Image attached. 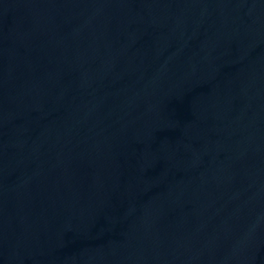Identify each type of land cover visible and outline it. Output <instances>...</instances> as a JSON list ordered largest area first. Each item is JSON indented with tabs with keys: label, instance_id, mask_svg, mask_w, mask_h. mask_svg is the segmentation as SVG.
Masks as SVG:
<instances>
[{
	"label": "water",
	"instance_id": "1",
	"mask_svg": "<svg viewBox=\"0 0 264 264\" xmlns=\"http://www.w3.org/2000/svg\"><path fill=\"white\" fill-rule=\"evenodd\" d=\"M0 264H264V0H0Z\"/></svg>",
	"mask_w": 264,
	"mask_h": 264
}]
</instances>
